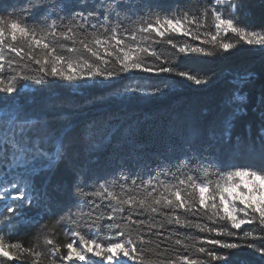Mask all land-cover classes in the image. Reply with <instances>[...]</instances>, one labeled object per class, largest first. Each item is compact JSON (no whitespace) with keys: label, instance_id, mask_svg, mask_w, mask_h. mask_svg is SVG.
<instances>
[{"label":"snow or ice","instance_id":"snow-or-ice-1","mask_svg":"<svg viewBox=\"0 0 264 264\" xmlns=\"http://www.w3.org/2000/svg\"><path fill=\"white\" fill-rule=\"evenodd\" d=\"M245 6L246 0H184L168 9L145 0H0V264H235L243 249L264 264V167L226 160L255 155L264 163V92L256 108L258 143L234 135L249 107L237 88L219 120L193 121L154 174L96 179L76 163L71 120L37 109L36 96L132 81L121 94L154 97L170 84L150 78L164 76L208 86L213 77L181 70L178 61L235 55L246 46L264 52V27L244 22ZM251 80L249 74L239 83ZM30 85L39 87L30 92ZM82 139L94 150L109 131L94 121ZM61 166L69 180L53 185ZM22 227L36 228L27 244L12 239Z\"/></svg>","mask_w":264,"mask_h":264},{"label":"trees","instance_id":"trees-1","mask_svg":"<svg viewBox=\"0 0 264 264\" xmlns=\"http://www.w3.org/2000/svg\"><path fill=\"white\" fill-rule=\"evenodd\" d=\"M3 2L22 5L24 0ZM145 2L168 9L177 3L182 4L184 0ZM40 14L37 12L34 18ZM241 16L245 23L257 29L264 27V0H246ZM178 66L194 75L211 76L213 80L208 86H196L175 76L151 77L155 83L167 80L170 84L161 95L154 97L147 94H121L124 85L136 83L132 81H124L117 88L55 87L36 94L37 109L41 106L52 108L71 120L74 143L79 152L76 163L94 179L109 178L119 175L121 171L130 175L138 173L144 178L154 174L160 157L172 154L171 146L193 121L219 120L225 99L237 88H241L242 94L248 97L249 107L247 114L236 123L234 135L258 143L261 122L256 108L264 92V52L246 46L235 55L223 57L182 56ZM249 74H252L251 82L240 84V78ZM143 83L147 84L148 81ZM37 87L30 85L29 91L34 92ZM94 121L109 131V139L98 143L94 150H89L82 139V133ZM226 160L238 166L264 167V163L255 155L226 157ZM68 180L66 170L61 166L53 179V185L66 184ZM53 194L59 200L64 199L59 193ZM35 233V227H22L12 239H20L27 244ZM58 239L60 243L65 242L63 235ZM235 264H259L258 254L247 249L240 250Z\"/></svg>","mask_w":264,"mask_h":264}]
</instances>
